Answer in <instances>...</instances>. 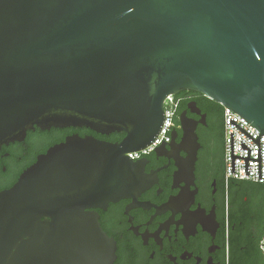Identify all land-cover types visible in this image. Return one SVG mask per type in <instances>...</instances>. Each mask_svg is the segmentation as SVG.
Wrapping results in <instances>:
<instances>
[{
	"label": "water",
	"instance_id": "1",
	"mask_svg": "<svg viewBox=\"0 0 264 264\" xmlns=\"http://www.w3.org/2000/svg\"><path fill=\"white\" fill-rule=\"evenodd\" d=\"M196 92L264 136V0H0V151L28 131L71 135L0 191V264H113L115 243L95 209L156 183L130 153L149 147L170 95ZM188 110L200 115L195 102ZM180 115L170 144L177 183L194 184L201 121ZM172 136H178L173 128ZM162 145L154 151L158 154ZM186 154L182 156L181 153ZM155 176V178H154ZM264 248V244H262Z\"/></svg>",
	"mask_w": 264,
	"mask_h": 264
},
{
	"label": "flooded vegetation",
	"instance_id": "2",
	"mask_svg": "<svg viewBox=\"0 0 264 264\" xmlns=\"http://www.w3.org/2000/svg\"><path fill=\"white\" fill-rule=\"evenodd\" d=\"M190 96L182 92L175 98L179 106L184 98L197 104ZM197 107L200 115L187 107L181 111H188V117L197 122L205 119V124L198 123L196 129L201 148L194 184L188 186L175 180L177 167L170 144L181 141L182 131L178 129V136H172L171 142L159 149L161 155L154 151L135 160L145 162V174L155 175L156 183L135 201L126 198L109 204L104 211L94 210L115 243L113 264H264V255L258 262L252 250L243 261L235 248L237 239L226 234L224 211L228 197L222 126L220 120L211 121L214 113ZM53 133V128L42 131L36 127L28 131L23 142L2 147L0 166L4 164V176H0V191L12 187L18 172L35 158L65 141ZM181 155L186 156L183 152Z\"/></svg>",
	"mask_w": 264,
	"mask_h": 264
},
{
	"label": "trees",
	"instance_id": "3",
	"mask_svg": "<svg viewBox=\"0 0 264 264\" xmlns=\"http://www.w3.org/2000/svg\"><path fill=\"white\" fill-rule=\"evenodd\" d=\"M187 93L191 95L190 97L197 102V105L204 112L209 114L214 113L211 115V121L213 123L220 120L224 144V107L202 94L196 92ZM183 100V103H180L181 106H179L178 103L175 117L177 125H180V114L182 109L186 108L190 102L189 98H184ZM53 129L54 136L57 138L60 137L62 141L65 140L66 137L74 134H79L81 136L93 135L100 140L114 143L122 141L125 137L124 133H114L109 136H102L87 128ZM36 159L37 158L34 159L32 164L36 161ZM32 164H29V166ZM3 167L4 164L0 166L1 177L4 176ZM25 169L20 170L17 175L20 176ZM226 192L228 197L224 211L226 234L231 239H237L235 248L238 254L241 255L243 261L247 257V252L252 250L253 255L257 257L256 260L261 262L262 256L264 255V250L262 249V242L264 241V185L252 181L231 179L226 186Z\"/></svg>",
	"mask_w": 264,
	"mask_h": 264
},
{
	"label": "built area",
	"instance_id": "4",
	"mask_svg": "<svg viewBox=\"0 0 264 264\" xmlns=\"http://www.w3.org/2000/svg\"><path fill=\"white\" fill-rule=\"evenodd\" d=\"M165 106V120L162 130L156 140L145 150L140 152L130 153L129 157L133 160L140 158L142 155H147L162 145V142H171V133L175 129H181L180 125H177L175 121L176 112L178 108V102L175 96L170 95L164 102ZM230 119L235 121L246 132H248L254 139L260 132L245 118L232 112L228 108H224V172L226 179V186L231 179L240 181H252L264 185V136L260 137L261 144V179H259V162L249 160V175H245V160L235 158V173H232V157H231V133L233 134V149L235 156L247 157L248 149H241V141L249 148L250 157L252 159L258 158V145L253 142L248 136H246L241 130L232 125ZM264 244V241L262 242ZM262 249L264 250L263 246Z\"/></svg>",
	"mask_w": 264,
	"mask_h": 264
}]
</instances>
